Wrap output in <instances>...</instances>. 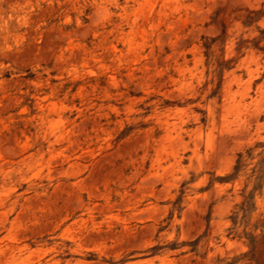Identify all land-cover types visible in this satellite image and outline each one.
I'll list each match as a JSON object with an SVG mask.
<instances>
[{"label": "rangeland", "instance_id": "rangeland-1", "mask_svg": "<svg viewBox=\"0 0 264 264\" xmlns=\"http://www.w3.org/2000/svg\"><path fill=\"white\" fill-rule=\"evenodd\" d=\"M0 264H264V0H0Z\"/></svg>", "mask_w": 264, "mask_h": 264}]
</instances>
